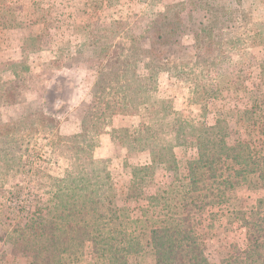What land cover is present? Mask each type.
<instances>
[{"label":"trees","instance_id":"16d2710c","mask_svg":"<svg viewBox=\"0 0 264 264\" xmlns=\"http://www.w3.org/2000/svg\"><path fill=\"white\" fill-rule=\"evenodd\" d=\"M141 1L151 8L114 17L108 25L99 19L86 24L78 56L85 55L95 76L79 131L56 134L75 162L64 177L47 174L31 152L36 136L57 132L55 116L32 107L12 117L1 112L21 102L19 73L30 71L28 54L41 48V36L24 40L21 61L0 65V243L11 244V255L28 264H71L87 243L90 264H211L195 223L207 214L212 228L225 209L228 223L244 228L245 246L234 247L222 263L264 264V196L247 197L240 206L230 197L264 187V101L229 109L211 124L204 118L188 122L171 98L153 108L141 101L142 94L157 90L163 72L195 97L247 90V77L231 53L247 59L250 49L264 45V13L246 29L253 10L243 8L244 0L180 1L162 11L152 7L161 0ZM187 37L190 49L183 43ZM207 46L210 57L203 54ZM249 60L259 67L263 97L264 58ZM6 71L12 80L2 78ZM115 116L139 117L136 125L112 128L129 157H147L130 166L125 196L146 203L138 219L119 203L108 160L94 155V137ZM232 122L243 138L229 143ZM191 138L196 154L181 171L175 148ZM158 166L171 179L148 191L144 180ZM12 177L19 179L12 183Z\"/></svg>","mask_w":264,"mask_h":264},{"label":"rangeland","instance_id":"374dc122","mask_svg":"<svg viewBox=\"0 0 264 264\" xmlns=\"http://www.w3.org/2000/svg\"><path fill=\"white\" fill-rule=\"evenodd\" d=\"M180 1L188 0H161L152 7L154 10L162 11L166 4ZM243 4L245 10H253L250 24L245 27L247 29L252 23H256V18L260 20L263 15L264 0H244ZM150 8L148 2L141 0H0V27L4 34L8 35L2 39L0 37V65L21 61L24 40L35 35L41 36V48L28 54L30 71L19 73L24 81L21 102L4 107L1 112L4 118L12 117L32 107L44 108L55 116L58 121L57 132L47 137L36 136L31 151L37 155L34 164L42 165L47 174L64 177L75 163L66 157L62 142L57 136L68 137L79 131L80 119L90 101L95 68L84 62L85 55L78 56L80 43L87 39L86 24L99 19L101 24L108 25L114 17L140 14ZM16 29L20 35L27 34L20 42H17V37L16 42L13 38ZM183 43L190 49L191 37L184 38ZM86 53L87 51H84V54ZM203 54L210 57V47L204 48ZM250 56L255 62L264 58V45L250 49L247 59L231 53L232 59L241 66L243 74L247 77L248 88L245 91H224L218 99L208 97V94L195 97L190 95L185 83L175 81L163 72L159 75L157 90L142 94L141 101L146 107L153 108L158 106L162 99L171 98L174 108L180 110L188 122L194 123L197 119L204 118L211 124L216 118L223 117L229 109L236 106L243 108L257 98L264 101V96L261 97L263 89L259 81V67L249 60ZM2 78L12 80L14 75L6 71ZM116 121V125H113ZM138 121V116H128L124 120L115 116L105 128V132L94 137V155L97 158H102L100 155L109 157L106 158L107 166L116 196L119 203L130 210L134 219L141 217V208L146 203L125 197L131 179L130 166L144 163L147 157L146 155L129 157L126 148L112 133V128L122 123L128 126L136 125ZM231 128L229 143L243 138L241 131L237 132V125L234 122L231 123ZM105 133L114 137L115 144L103 145L97 153L96 146L100 145L98 138ZM175 154L180 170L184 171L187 161L195 157V140L191 138L186 145L175 148ZM125 162H128L127 165ZM18 179L12 177L11 182L14 183ZM170 179L169 172L158 166L154 176L145 178L144 186L151 191L154 185L167 183ZM262 196L264 187L261 185H255L249 191L230 194L233 202L239 206L247 197L254 200ZM222 210H224L222 215L214 222L212 228L209 227L207 214L200 216L195 223L197 233L204 239L205 252L211 264H223V259L234 247L245 246L244 228L238 227L236 223H228L225 209L219 212ZM11 250V244L0 243V264H28L24 259L13 257ZM90 254L91 245L87 243L83 253L71 264H90ZM63 259L68 261L69 257L64 255Z\"/></svg>","mask_w":264,"mask_h":264},{"label":"crops","instance_id":"0c3cea01","mask_svg":"<svg viewBox=\"0 0 264 264\" xmlns=\"http://www.w3.org/2000/svg\"><path fill=\"white\" fill-rule=\"evenodd\" d=\"M5 32L2 30V27H0V37H1V39L3 38V37H8V35H5L4 34ZM16 33H17V35H16ZM19 32H17V29L14 31V33H13V38H14V41L16 42V37H17V42H20V39L22 38V37H24L25 35H27V34H23V35H20V34H18ZM18 35H19V37H18ZM14 59H16V58H14ZM116 123H117V121L116 122H113V125H116ZM114 137L112 136V135H110L109 133H105V134H103V135H101L98 139H99V141H100V145L98 144L97 146H96V152L98 153V150L101 148H103V147H101V146H103V145H105V146H107L108 144H115L114 142V139H113ZM98 141V142H99ZM109 147V146H108ZM107 147V148H108ZM121 149H123V148H121ZM108 151V150H107ZM108 153H109V151H108ZM107 155V154H106ZM99 157H102V158H109V157H107V156H105V155H100Z\"/></svg>","mask_w":264,"mask_h":264}]
</instances>
